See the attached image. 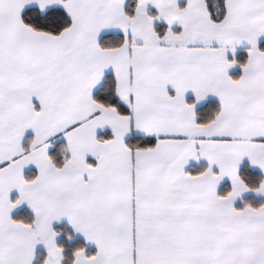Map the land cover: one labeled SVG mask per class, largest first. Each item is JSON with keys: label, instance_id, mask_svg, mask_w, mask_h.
<instances>
[{"label": "snow or ice", "instance_id": "6c2138e0", "mask_svg": "<svg viewBox=\"0 0 264 264\" xmlns=\"http://www.w3.org/2000/svg\"><path fill=\"white\" fill-rule=\"evenodd\" d=\"M262 45L264 0H0V264H264Z\"/></svg>", "mask_w": 264, "mask_h": 264}, {"label": "trees", "instance_id": "16d2710c", "mask_svg": "<svg viewBox=\"0 0 264 264\" xmlns=\"http://www.w3.org/2000/svg\"><path fill=\"white\" fill-rule=\"evenodd\" d=\"M262 46H264V45H262ZM242 170H243V169H242ZM248 174H249V175H256V174H258V172L255 171V170L249 169V170H248ZM226 186H227L226 184H225V185H222L221 190H223V188L226 187ZM247 198L250 199L251 197H247Z\"/></svg>", "mask_w": 264, "mask_h": 264}, {"label": "crops", "instance_id": "0c3cea01", "mask_svg": "<svg viewBox=\"0 0 264 264\" xmlns=\"http://www.w3.org/2000/svg\"><path fill=\"white\" fill-rule=\"evenodd\" d=\"M28 135H30V133H29ZM252 170H253V169H252ZM255 171H257V172H258V170H255Z\"/></svg>", "mask_w": 264, "mask_h": 264}]
</instances>
